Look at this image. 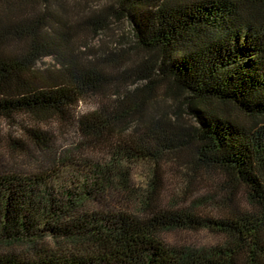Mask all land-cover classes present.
<instances>
[{"label":"trees","instance_id":"16d2710c","mask_svg":"<svg viewBox=\"0 0 264 264\" xmlns=\"http://www.w3.org/2000/svg\"><path fill=\"white\" fill-rule=\"evenodd\" d=\"M82 12L68 0H0V118L65 117L84 96L114 91L77 121L85 146L111 149L90 179L52 191L38 175L0 173V264H264V0H109ZM112 19L129 22L146 54L141 64L76 51L79 31L97 34ZM48 57L55 65L40 71ZM159 87L181 97L194 126L148 112ZM188 146L190 174H215L226 191L216 215L156 204L160 160ZM132 158L153 165L137 210L125 166ZM109 189L128 193L122 207L102 205ZM238 191L245 207L230 206ZM190 230L221 242L174 246L162 238Z\"/></svg>","mask_w":264,"mask_h":264},{"label":"rangeland","instance_id":"374dc122","mask_svg":"<svg viewBox=\"0 0 264 264\" xmlns=\"http://www.w3.org/2000/svg\"><path fill=\"white\" fill-rule=\"evenodd\" d=\"M71 4H78V11H96L100 6L109 3V0H68ZM76 51L82 55H89L95 59L101 55L122 54L128 65L141 64L146 54L135 44L133 31L127 20L112 19L107 29L93 34L91 31H79L76 34ZM101 58V57H99ZM55 65L52 58H44L37 67L40 71L51 69ZM127 65V64H126ZM110 67V68H109ZM108 70L118 72L114 65ZM136 80L135 76L123 79L122 85H128ZM143 82L132 85L142 86ZM113 89L105 93H95L84 96L70 108L65 117L44 116L18 113L10 118H0V173L17 175H38L45 179L50 190H59L81 184L92 176L91 167L97 163L109 161L111 149L107 147L85 146V139L77 127L80 117L98 109L106 100L112 99ZM148 112L151 115L163 116L179 120L194 126V120L188 116L182 106L181 97H173L159 87L152 95ZM134 124H132L133 128ZM43 135V143L33 140L31 131ZM39 143V145H38ZM45 145V146H44ZM188 148H182L178 155H163L159 162L158 176L160 179L159 194L156 204L159 206H198L203 214L216 215L214 206L224 202L227 196L215 182L219 178L204 175L193 176L185 166L184 158L189 153ZM128 189L132 192V209L137 210L138 202L145 194L146 186L151 178L152 164L148 160L132 158L126 164ZM128 193H119L109 189L105 193L102 205L108 209H116L124 205V196ZM245 207L242 192L238 191L230 206ZM101 206H92L93 209ZM219 210V209H218ZM35 227L42 228V221L38 217L34 221ZM37 233H42L37 231ZM45 234V233H44ZM27 236H24V238ZM168 245H191L209 247L221 242L220 236L207 230L197 231H169L162 234ZM49 238H46L48 240ZM45 240V239H44ZM13 251L24 253L23 247L13 244ZM5 250L0 247V251Z\"/></svg>","mask_w":264,"mask_h":264}]
</instances>
